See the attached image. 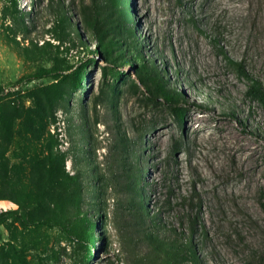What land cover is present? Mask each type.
<instances>
[{"label":"rangeland","instance_id":"obj_1","mask_svg":"<svg viewBox=\"0 0 264 264\" xmlns=\"http://www.w3.org/2000/svg\"><path fill=\"white\" fill-rule=\"evenodd\" d=\"M52 1L72 22L69 38L59 39ZM125 2L142 62L178 96L182 123L160 95L148 99L141 62L132 64L126 48L131 64L113 76L81 29V0H0V87L9 94L0 98V211L52 214L50 163L60 152L68 173H82L84 208L95 221L86 261L82 244L64 231L9 221L0 227V264H33L35 243H48L56 264H161L118 206L124 182H116L108 156L116 131L94 124L112 112L120 134L141 150L138 180L151 220L191 238L200 264H264V105L248 93L251 82L264 91V0ZM85 65L79 87L17 84L41 68L68 75ZM98 98L104 104L96 112Z\"/></svg>","mask_w":264,"mask_h":264},{"label":"trees","instance_id":"obj_2","mask_svg":"<svg viewBox=\"0 0 264 264\" xmlns=\"http://www.w3.org/2000/svg\"><path fill=\"white\" fill-rule=\"evenodd\" d=\"M14 5L16 8L18 7L16 1H14ZM50 8L57 16L58 25L56 30L60 35L59 39L69 38V31L73 25L65 7L61 4L56 6L52 1ZM128 12L129 9L125 0H93L91 5H88L85 0H81L79 10L80 26L97 47L103 50L107 59L106 63L110 66L109 69L112 74L115 69L131 64L127 53L132 58V64L141 62L138 75L140 83L149 97L148 99L153 101L157 95H160L166 103L170 104L177 121L182 123L186 114L181 103L177 100L178 96L168 90L163 79L151 65L142 62L138 52L139 44L136 42L128 22ZM124 48H126L127 53H125ZM91 63H95V61L91 60ZM231 64L237 67L241 73L239 65L232 61ZM86 68L87 65L68 75H60L55 68H41L33 74L20 78L17 84L34 80L53 79L62 82L69 81L79 87L86 78ZM103 71L106 72V69L103 68ZM113 76L116 77L115 74ZM248 93L252 99L264 105V91L254 82L249 85ZM3 96L8 97L9 94L7 96L5 89L0 87V98ZM103 104V101L98 98V101L94 102L95 111L97 112V107ZM108 105L113 109L112 100L108 102ZM111 114V120H100L97 117L94 124L103 123L110 129L111 133H113V130L116 131V134H113L112 147L108 149V156L113 165L109 169L113 170L115 168L116 170L114 174L116 182H124L118 184L123 193L122 199H117L118 206L127 209L130 216L142 228L145 240L149 242L153 255L161 261V264H181L178 262L179 259L190 261L192 264H200L191 238L184 240L175 232H165L161 225L151 220L144 209L142 200L147 194L142 191L138 180L141 172L145 169L141 166V150L134 149L133 143L120 134L119 129L116 128V113L112 112ZM111 122L115 123L113 127H111ZM131 151L134 154H131ZM65 164L66 156L64 154L60 152L53 154L50 163L51 198L54 207L52 214L42 218L27 219L18 210L0 211V227L9 221H19L23 228L30 230H62L68 237L82 244V249L85 252L83 258L86 261L91 256V243L94 237L91 230H93L92 227L95 221L93 215H90L88 210L84 208L85 205H88V202L82 186V173L80 171H76L73 175L68 173ZM98 191L99 195L105 196V191L101 187L98 188ZM31 255L35 259L33 264H56L57 262L55 250L50 248L48 243L43 246L35 243V251Z\"/></svg>","mask_w":264,"mask_h":264}]
</instances>
